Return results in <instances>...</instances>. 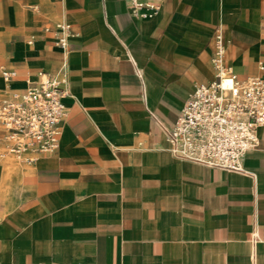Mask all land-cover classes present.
Wrapping results in <instances>:
<instances>
[{
    "label": "crops",
    "instance_id": "crops-1",
    "mask_svg": "<svg viewBox=\"0 0 264 264\" xmlns=\"http://www.w3.org/2000/svg\"><path fill=\"white\" fill-rule=\"evenodd\" d=\"M153 1L0 0V98L42 74L65 91L53 152L0 138V264H264V126L243 172L163 130L214 79L216 33L237 77L264 76V0Z\"/></svg>",
    "mask_w": 264,
    "mask_h": 264
},
{
    "label": "built area",
    "instance_id": "built-area-1",
    "mask_svg": "<svg viewBox=\"0 0 264 264\" xmlns=\"http://www.w3.org/2000/svg\"><path fill=\"white\" fill-rule=\"evenodd\" d=\"M127 1L131 13L138 16L151 17L160 7L153 0ZM61 28L66 30L67 25ZM57 44L67 50L66 33ZM224 51L223 36L216 33L211 58L214 79L196 84L173 124L163 130L175 157L243 172L245 154L257 146V130L264 126V76L237 77L224 64ZM64 92L56 76L42 74L23 91L0 98V138L9 152L45 154L57 148L65 113Z\"/></svg>",
    "mask_w": 264,
    "mask_h": 264
}]
</instances>
